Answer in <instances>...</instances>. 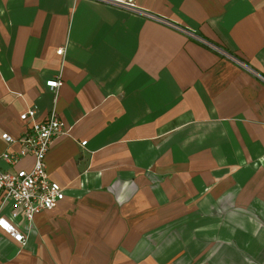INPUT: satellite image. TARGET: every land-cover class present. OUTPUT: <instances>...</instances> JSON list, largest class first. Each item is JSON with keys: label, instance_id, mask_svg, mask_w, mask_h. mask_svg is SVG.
Masks as SVG:
<instances>
[{"label": "crops", "instance_id": "crops-1", "mask_svg": "<svg viewBox=\"0 0 264 264\" xmlns=\"http://www.w3.org/2000/svg\"><path fill=\"white\" fill-rule=\"evenodd\" d=\"M123 1L236 61L101 1L0 0V154L29 107L69 127L64 198L14 220L26 245L0 230V264H264V0Z\"/></svg>", "mask_w": 264, "mask_h": 264}, {"label": "built area", "instance_id": "built-area-1", "mask_svg": "<svg viewBox=\"0 0 264 264\" xmlns=\"http://www.w3.org/2000/svg\"><path fill=\"white\" fill-rule=\"evenodd\" d=\"M110 6L129 11H137L143 18L156 21L172 27L199 43L219 52L228 59L235 60L233 56L219 47L203 39L197 32L190 28L180 27L164 17L155 15L146 10H138L123 0H97ZM64 48L56 50L62 54ZM63 81L58 76L45 81V85L52 90L59 88ZM37 107L32 106L19 115V118L27 127L18 136H12L7 132L1 134V138L7 144H17L16 151H4L0 159L14 165L27 155L33 158L32 167L29 170H1L0 169V210L4 206H12L15 210L9 216L0 213V230L13 238L14 241L24 246L27 243V234L19 228L14 220L22 214L26 222H30L33 215L43 209H52L65 196V189L57 182L51 180L46 173L45 156L52 143L61 135L68 133L67 123L51 112L48 118L38 121L36 118ZM82 146L86 141L80 143Z\"/></svg>", "mask_w": 264, "mask_h": 264}]
</instances>
